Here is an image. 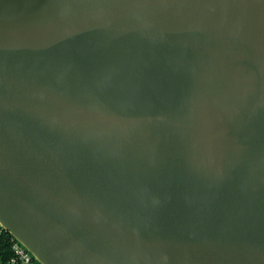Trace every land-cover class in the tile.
Here are the masks:
<instances>
[{"label": "water", "instance_id": "water-1", "mask_svg": "<svg viewBox=\"0 0 264 264\" xmlns=\"http://www.w3.org/2000/svg\"><path fill=\"white\" fill-rule=\"evenodd\" d=\"M0 226L42 264H264V0H0Z\"/></svg>", "mask_w": 264, "mask_h": 264}, {"label": "built area", "instance_id": "built-area-1", "mask_svg": "<svg viewBox=\"0 0 264 264\" xmlns=\"http://www.w3.org/2000/svg\"><path fill=\"white\" fill-rule=\"evenodd\" d=\"M11 241L13 255L6 264H42L19 240L12 236Z\"/></svg>", "mask_w": 264, "mask_h": 264}, {"label": "trees", "instance_id": "trees-1", "mask_svg": "<svg viewBox=\"0 0 264 264\" xmlns=\"http://www.w3.org/2000/svg\"><path fill=\"white\" fill-rule=\"evenodd\" d=\"M11 234L0 226V264H6L13 255Z\"/></svg>", "mask_w": 264, "mask_h": 264}]
</instances>
